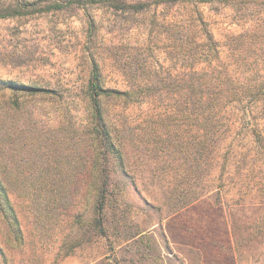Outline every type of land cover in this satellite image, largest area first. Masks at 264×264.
Listing matches in <instances>:
<instances>
[{
	"label": "rangeland",
	"instance_id": "1",
	"mask_svg": "<svg viewBox=\"0 0 264 264\" xmlns=\"http://www.w3.org/2000/svg\"><path fill=\"white\" fill-rule=\"evenodd\" d=\"M82 1L83 8L0 18V178L18 227L0 212V264H264V96L254 118L233 119L217 159L197 177L182 172L179 145L171 144L196 129L145 131L150 102L102 98L122 162L114 149L96 156L85 95L91 62L106 89L177 86L195 62L191 51L212 45L231 76L263 87L264 0ZM13 3L0 0V9ZM140 3L148 7L139 13L124 8ZM180 36L202 46L183 56ZM9 84L43 91L22 95ZM254 120L259 142L245 132ZM103 166L102 232L93 185ZM75 181L81 189L70 201L63 195ZM182 181L193 187L173 193ZM199 187L208 193L186 204Z\"/></svg>",
	"mask_w": 264,
	"mask_h": 264
},
{
	"label": "trees",
	"instance_id": "2",
	"mask_svg": "<svg viewBox=\"0 0 264 264\" xmlns=\"http://www.w3.org/2000/svg\"><path fill=\"white\" fill-rule=\"evenodd\" d=\"M95 1V0H91ZM77 4L84 7L82 0L56 1V0H15L12 6L0 9V18L28 16L42 14L53 11H61L69 5ZM115 8L118 6H114ZM123 7V6H122ZM148 7L145 3L135 5H124V8L134 13L144 11ZM119 9V7H118ZM91 23V22H90ZM206 35V42L213 44L211 35L206 31L205 23L199 20ZM188 28V24L186 26ZM238 36L237 38H239ZM178 49L183 56H190L192 48L202 46L197 39L188 41L183 36L178 38ZM193 66L189 71H183L182 84L171 86L163 81H155L150 84L134 83L125 86L123 89H106L101 84L100 73L95 62H91L89 78L85 89L87 104L89 107L90 120V140L92 149L99 154L105 155L106 152L114 149V154L121 163V154L117 145L111 139L110 131L105 122L102 109V98L114 95V100H124L127 103L132 102L143 104H154V111H150V123L144 126L145 131L151 129L152 133L166 131L171 134L176 130L183 134L187 127L195 128L193 135H185L171 140V144L179 145L182 164L187 175L201 176L202 171L207 168L203 165L207 160H216L215 149L222 143L224 137L222 134L235 129L233 119L254 118L260 112L263 104L261 97L264 96V85L255 82H243L239 78L231 76L228 71L219 65V53L216 46L212 45L210 49H203L200 52L191 51ZM195 57V58H194ZM14 91L22 95H36L43 90L18 84H9ZM166 101V102H164ZM191 121L192 123H189ZM223 127H225L224 130ZM182 131H181V130ZM246 133L254 137L258 142L262 140L259 124L254 120L245 127ZM105 159V158H103ZM107 170L101 167L100 174L104 177L99 179L98 183L93 185L94 202L93 213L95 216L94 224L103 232V209L107 195ZM193 187L189 183H177L171 186L173 193H184L187 188ZM81 183L71 182L65 188V193L70 201H73L75 195L80 192ZM191 199L186 204L198 200L206 195L208 190L201 187L195 188L190 192ZM0 212L4 216H11L7 221L8 226L13 230L17 229V220L14 216L13 206L8 199V192L5 184L0 178Z\"/></svg>",
	"mask_w": 264,
	"mask_h": 264
}]
</instances>
